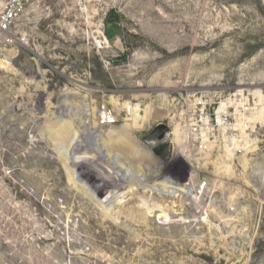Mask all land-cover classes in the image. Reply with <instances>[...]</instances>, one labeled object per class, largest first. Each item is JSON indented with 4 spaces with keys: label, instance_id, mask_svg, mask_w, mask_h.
Listing matches in <instances>:
<instances>
[{
    "label": "rangeland",
    "instance_id": "1",
    "mask_svg": "<svg viewBox=\"0 0 264 264\" xmlns=\"http://www.w3.org/2000/svg\"><path fill=\"white\" fill-rule=\"evenodd\" d=\"M0 264H264V0H27L0 42Z\"/></svg>",
    "mask_w": 264,
    "mask_h": 264
},
{
    "label": "built area",
    "instance_id": "2",
    "mask_svg": "<svg viewBox=\"0 0 264 264\" xmlns=\"http://www.w3.org/2000/svg\"><path fill=\"white\" fill-rule=\"evenodd\" d=\"M27 0H0V42L5 41L6 35L16 26L17 22L22 17L25 11V5ZM19 42L27 43L28 40L25 36L18 38ZM10 43H14L10 40ZM202 122V120H201ZM230 124V115L225 113L220 120H216L214 128L210 133H207V140H215L216 133L223 129V126ZM192 134L195 136V141L198 140L199 136L203 137L206 134L203 132L202 126L195 125ZM195 143H193V147ZM202 146V144L200 145Z\"/></svg>",
    "mask_w": 264,
    "mask_h": 264
},
{
    "label": "bare ground",
    "instance_id": "3",
    "mask_svg": "<svg viewBox=\"0 0 264 264\" xmlns=\"http://www.w3.org/2000/svg\"><path fill=\"white\" fill-rule=\"evenodd\" d=\"M95 162L98 166H100L101 169L99 171L105 176V178L110 179L113 177V175H115L116 168L114 164L110 163L108 166L107 165L105 166L103 163V159L101 157H99V159L97 160L95 159Z\"/></svg>",
    "mask_w": 264,
    "mask_h": 264
},
{
    "label": "water",
    "instance_id": "4",
    "mask_svg": "<svg viewBox=\"0 0 264 264\" xmlns=\"http://www.w3.org/2000/svg\"><path fill=\"white\" fill-rule=\"evenodd\" d=\"M161 131L160 136L158 137L159 141H162L165 138L167 132H169V128L165 125H159L155 128V130L151 133V136H154L156 132Z\"/></svg>",
    "mask_w": 264,
    "mask_h": 264
}]
</instances>
